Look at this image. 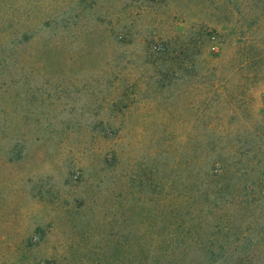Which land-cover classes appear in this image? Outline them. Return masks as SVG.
Listing matches in <instances>:
<instances>
[{
	"label": "rangeland",
	"instance_id": "1",
	"mask_svg": "<svg viewBox=\"0 0 264 264\" xmlns=\"http://www.w3.org/2000/svg\"><path fill=\"white\" fill-rule=\"evenodd\" d=\"M122 1L129 2L55 0L61 27L20 43L0 34V264H264L263 201L237 205L239 183L264 190V176L237 173L229 184L236 203L211 209L200 175L186 180L185 133L200 125V89L187 96L193 108L177 99L173 110L134 107L126 120L111 100L113 76L137 53L108 35ZM219 1L137 0L145 12L131 19L144 28L182 25L183 39L200 19L226 22ZM217 47L206 46L201 58L213 62ZM260 89L255 108L264 102ZM247 95L249 115L229 116L230 97L219 95L218 123L260 119Z\"/></svg>",
	"mask_w": 264,
	"mask_h": 264
},
{
	"label": "trees",
	"instance_id": "2",
	"mask_svg": "<svg viewBox=\"0 0 264 264\" xmlns=\"http://www.w3.org/2000/svg\"><path fill=\"white\" fill-rule=\"evenodd\" d=\"M54 2L0 0V34L5 33L2 41L20 43L44 29L61 27L55 12L58 5ZM136 2L122 1L121 15L115 22L108 20L106 23L108 35L116 45H135L137 49V53L120 67L119 75L113 76L111 100L118 99L122 104L121 117L126 120L127 113L134 107L151 110L159 104L170 103L168 107L173 110L175 104L172 102L177 99L189 102L193 108L196 100L187 96L200 89V125H190L185 133L186 180L190 185L200 175V196L210 209L217 202L236 203L229 184L237 173L245 176L258 172L264 176V102L258 108L251 104L255 92L260 87L264 91V0H220L228 13L226 22H215L212 26L207 19H200V28H193L195 31L183 39L181 36L188 29L182 25L165 29L161 25L144 28L146 23L134 24L131 17L139 14L140 8ZM168 16L162 13L157 18L165 22ZM33 18L37 23L30 27ZM23 20L28 23L24 30L18 31ZM206 27L207 35L203 33ZM8 32L10 35L6 37ZM210 44L216 49L219 46L220 51H213L214 61L206 62L201 55ZM194 56H199L200 60H194ZM229 81L236 82L231 84L233 90ZM230 91L237 97L236 108L230 107ZM222 93L230 97L225 115L248 113L249 110L242 109V97L246 93L247 106L260 115V119L235 126L232 121L219 124L218 96ZM109 118H114L111 111ZM239 184L245 191L237 204L239 207L246 202L256 206L261 201L264 206V190H253L254 183H250V189L244 185L246 183Z\"/></svg>",
	"mask_w": 264,
	"mask_h": 264
}]
</instances>
